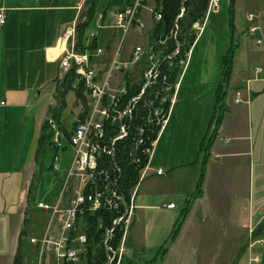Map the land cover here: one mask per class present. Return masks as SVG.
I'll use <instances>...</instances> for the list:
<instances>
[{
	"label": "built area",
	"instance_id": "built-area-1",
	"mask_svg": "<svg viewBox=\"0 0 264 264\" xmlns=\"http://www.w3.org/2000/svg\"><path fill=\"white\" fill-rule=\"evenodd\" d=\"M148 1L133 0L106 19L99 13L95 30L88 35L85 46L108 30L116 39L121 38L120 43L108 41L94 49L77 51V26L66 31L65 40L69 43L60 60L63 70L60 81L74 72L73 92L75 96L77 92L83 93L86 105L77 99L81 107L79 112L72 111L71 128L65 127L61 119L50 117L48 120L53 134L51 149L55 151L50 169L59 183L53 198L37 205L50 215L45 232L39 238L29 239L36 248L37 264H82L89 252L87 221L99 213L114 217L113 227L107 230L104 240L107 264H121L140 183L151 171L157 176L166 174L163 168L154 169L152 161L176 104L180 79L177 75L176 81L174 74L182 48L178 42L179 20L186 15L190 0H177L181 3L180 13L169 34L155 42L149 40L147 47L138 44L127 49L128 36L142 35L146 29L141 12ZM223 1L209 0L204 20L192 25L196 41L209 19L221 12ZM153 2V7H147L153 23L152 34L155 25L163 20L162 4ZM85 5L88 8V0H82L80 8ZM246 19L250 24L248 34L255 38L258 47H263L264 9L249 14ZM6 22V10L0 8V27ZM174 42L175 47L171 49ZM193 47L179 61L180 69L187 66ZM256 72L260 74L262 69L256 68ZM5 106L6 102L0 100V107ZM127 167L139 169V181L129 191V199L123 188ZM166 208L175 209L176 204ZM120 225L124 227V235L119 247L114 248L109 243L115 227ZM253 232L251 228L250 233ZM261 243L262 240H257L251 248ZM259 262V256L250 257L249 264Z\"/></svg>",
	"mask_w": 264,
	"mask_h": 264
},
{
	"label": "crops",
	"instance_id": "crops-1",
	"mask_svg": "<svg viewBox=\"0 0 264 264\" xmlns=\"http://www.w3.org/2000/svg\"><path fill=\"white\" fill-rule=\"evenodd\" d=\"M260 1L264 3V0ZM81 2L82 0H0V8L7 13L6 25L0 27V91L18 89L22 80L43 78L39 89L49 88L51 96L38 124L39 136L48 111L53 106L52 102L55 103L54 106L58 105L54 96L63 73L60 60L69 43L65 40L66 31L85 19V10L80 8ZM101 35L104 39L101 44H106L109 41L106 32ZM258 53L261 56L250 44L246 48L238 45L235 51L232 79L226 98L228 111L211 149L203 196L194 201L185 222L187 225L194 222L193 219L196 220L189 235L191 256L200 255L196 241L202 240L203 233L222 229V232L226 231L224 239H230L231 242L226 244L228 247L224 252L230 257L226 264H230L233 259H236L235 264H244L246 235L250 238L249 230L255 228L252 226L254 199L249 202L246 193L252 185L251 179H254L256 170L258 177L264 175V52ZM256 68L262 69V72L258 74ZM65 109H61L60 114ZM73 115L71 112L68 122ZM191 166L190 162L176 165V199L184 204L188 196L195 192L200 175L198 165ZM187 168L189 171H186ZM169 171L165 170L164 176L154 175L151 171L140 183L135 197L132 225L124 239L125 253L121 264L127 252L145 263L151 262L152 255L154 259L158 249L169 237L179 216L177 205L175 209L166 208L169 204H176L174 197L166 193L175 190L171 184L174 179L168 176ZM212 179L220 184L221 191L232 194L231 200L226 201L225 210L221 203L225 195L223 198H216V203H209ZM259 205L258 200L257 206ZM261 220L262 218L257 220L256 226L262 223ZM21 229L22 227L15 234L19 235ZM176 242L159 264H176ZM222 246L216 250H224L225 247ZM195 262L199 263L196 258Z\"/></svg>",
	"mask_w": 264,
	"mask_h": 264
},
{
	"label": "rangeland",
	"instance_id": "rangeland-1",
	"mask_svg": "<svg viewBox=\"0 0 264 264\" xmlns=\"http://www.w3.org/2000/svg\"><path fill=\"white\" fill-rule=\"evenodd\" d=\"M123 1L121 0L120 3V0H97L98 11H100L99 13L106 11L105 16L108 18L113 12L121 9ZM263 5L264 3L260 0H239L235 4L233 14L229 7V0H224L221 4L220 14L209 19L202 35L194 44L187 66L184 67L183 65L184 70L181 69L179 72L180 87L176 95V104L152 163L155 168L170 170L168 176H171V179L173 177L174 183L171 184L175 190L166 191V193L174 197L173 200L179 207L178 214L185 204L176 199V165L190 162L193 165L191 167L198 165V168L201 169L203 153L200 152V149L208 132L214 110L215 96L222 80L223 57L232 42L231 24L233 23L235 28L233 42L236 46L240 45L246 48L250 44L257 54L264 52V45L262 48H258L254 38L248 34L250 24L246 21L249 14L263 10ZM153 6V0H149L142 8L141 19L146 24V29L142 35L134 33L128 36L125 41L127 49L138 44L147 47L146 43L152 40L150 28L153 23L150 20L147 7ZM86 9L87 5H85L84 10L86 11ZM93 30L95 28L90 29L88 35ZM106 34L109 43L121 42V38L118 36L116 39L111 30H108ZM253 72L255 73L254 70ZM42 82V77L37 80H22L19 82L18 89L0 91V100L6 102L7 105L5 108L0 107V264L13 263L19 242L18 236H20V234L16 235L15 232H18L20 227L23 229L26 210L29 211L31 220L29 234L26 237L27 253L26 248L23 250V263L37 264L36 248L30 244L29 239L31 237L39 238L45 232L50 220V215L38 209L37 205L40 202H49L58 190L59 181L56 174L50 169L55 151L48 148L41 155L40 166L35 164L39 139L38 124L44 116L51 96L49 88L39 89ZM65 101L66 109L61 111L63 112L62 123L64 126L66 125L65 127L71 128L73 117L70 122L67 120L71 112L76 111V109L79 112L81 106L73 91L67 95ZM51 105L53 108L56 107L54 102ZM187 169L186 171H189V168ZM251 183L246 198L249 202L254 199L252 226L256 228L257 220L262 218L263 227L260 235L255 239L246 235L244 249L246 256L243 259L244 264H249L250 255L259 256V264H264V175L258 177L256 170ZM30 185L33 188L32 195L30 202H27L28 198L24 193L28 194ZM220 187V184L212 179L210 183L211 201L209 203H216V198H223L225 195L221 201L223 203L222 208L225 210L226 201L231 200L232 194L221 191ZM168 190L171 189L168 188ZM258 200L260 201L259 206H257ZM233 208L235 209V206ZM193 220L194 222L184 224L176 242V264H191V262L196 264L195 258L199 261L197 264H226L230 257L226 256L227 253L224 252L227 251L228 246L226 244L231 242L230 239H224L226 231L222 232V229L221 231L203 233L202 240L196 241L200 255L197 257L190 255L189 235L196 222L195 219ZM210 220L209 217L208 221L210 222ZM255 228L253 227V230ZM257 240H262L263 243L256 244L251 248V244ZM221 245L226 249L216 250ZM152 259L153 255L150 261ZM235 261L236 259L231 260L230 264H235ZM123 264L152 263H145L142 259L130 256L127 252Z\"/></svg>",
	"mask_w": 264,
	"mask_h": 264
},
{
	"label": "trees",
	"instance_id": "trees-1",
	"mask_svg": "<svg viewBox=\"0 0 264 264\" xmlns=\"http://www.w3.org/2000/svg\"><path fill=\"white\" fill-rule=\"evenodd\" d=\"M132 1L133 0H124L121 9L124 8L127 4H130ZM157 2L158 4L161 3L163 6V11H162L163 20L159 24H156L155 27L153 28V34H152L153 42L157 41L158 38L164 37L165 35L169 34V32L171 31V29L175 24V20L179 15L181 8V3L177 0H163L162 2L160 0H157ZM208 2L209 0H190L186 4L187 6L186 15L181 20H179L181 31L178 38V42L181 43L182 48H181V54L176 60V73L174 74V77L176 75V81H177V75H179V72L181 70L179 67V61L185 56L186 53L190 51V49L192 48V46L194 45L197 39L195 32L191 29L192 25L198 21L204 20L207 12ZM236 2L237 0H229V7L231 13L233 14H234V7ZM99 12L100 11H98L97 0H88V8L85 12L86 20L79 23L76 27L77 51L94 49L100 46L101 43H104L103 36L102 37L100 36L97 39L89 42L91 43L89 46L87 47L85 46L88 40V31L94 28L97 15L99 14ZM103 14L105 16L106 11H104ZM231 25H232L231 27L232 42L225 56L223 57L222 80L218 86L217 94L215 96L214 110H213L212 118L209 123L208 132L204 138V141L202 142L200 149V152L203 153V160L201 162L200 175L196 184V189L195 192L190 194L186 199L185 206L181 210L169 237L164 242V244L158 249L157 254L155 255L154 259L151 261L152 264L161 263L164 257L169 253L171 246L178 240L180 236L182 228L188 218V215L191 212L194 201L203 196V192H204L203 188L207 175V166L211 156V149L218 137V133L223 123L225 114L228 111V108L226 106V98H227L230 82L232 79L235 51L237 49L236 47H238L233 42L235 28L233 26V23ZM174 47H175V42L171 44V49H173ZM75 79H76V75L74 72H72L69 75H67L63 79V81L58 82V87L56 90V94L54 96L58 105L54 108L52 107L49 109L47 115L48 117L42 124L40 136L38 139V147L36 150V157H35L36 166L38 167L40 166L41 155L44 154L48 148L52 147L51 143H52L53 134L49 131L48 120L50 117H53L58 121H60L62 114H60L59 111L61 109L66 108L65 99L67 95L73 91L72 83L74 82ZM172 81L174 82L175 78H172ZM76 97L84 105H86V98L83 95V93L77 92ZM138 181H139V169L135 167H127L123 182V188L128 194V199H129V191L135 188V186L138 184ZM32 189H33L32 185H30L27 194V198H28L27 202H30ZM113 218H114L113 215L110 213H99L94 217L88 219L87 223L89 226V230L87 231V233L89 238L88 239L89 252L86 260L82 264H107L108 255L104 248V240L106 237L107 230L113 227ZM30 220L31 218L29 211L26 210L23 221V229L19 236L18 247L14 257L13 264H24L23 250L24 248H26V243H27L26 237L29 234ZM262 227H263L262 223L256 227V229L252 234L253 239L257 238V236L260 235L262 231ZM123 235H124V227L121 225L115 227L114 236L109 243L110 246L114 248H118L122 241ZM25 250L27 253V248ZM239 258H241V256Z\"/></svg>",
	"mask_w": 264,
	"mask_h": 264
},
{
	"label": "bare ground",
	"instance_id": "bare-ground-1",
	"mask_svg": "<svg viewBox=\"0 0 264 264\" xmlns=\"http://www.w3.org/2000/svg\"><path fill=\"white\" fill-rule=\"evenodd\" d=\"M64 44H65V43H64ZM63 50H64V49H63ZM51 52H52V51H51ZM52 53H54V54H55V53H58V51H57V52H52ZM50 57H51V56H50Z\"/></svg>",
	"mask_w": 264,
	"mask_h": 264
}]
</instances>
